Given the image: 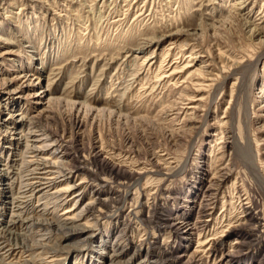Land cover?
<instances>
[{"label": "rangeland", "instance_id": "rangeland-1", "mask_svg": "<svg viewBox=\"0 0 264 264\" xmlns=\"http://www.w3.org/2000/svg\"><path fill=\"white\" fill-rule=\"evenodd\" d=\"M262 21L263 0H0V264H264Z\"/></svg>", "mask_w": 264, "mask_h": 264}, {"label": "bare ground", "instance_id": "bare-ground-1", "mask_svg": "<svg viewBox=\"0 0 264 264\" xmlns=\"http://www.w3.org/2000/svg\"><path fill=\"white\" fill-rule=\"evenodd\" d=\"M243 1V0H242ZM246 1H248V0H246ZM264 1V0H263ZM236 3V2H235ZM236 8H237V10H239V11H242L243 9H244V5H243V2H240V3H236ZM258 26H260V25H263V26H260L259 28H258V33L256 34V35H259V34H264V21H262V22H260L259 24H257ZM170 38H172V35H169L167 38H165V39H170ZM165 39L163 40V41H165ZM156 43H155V47L156 48H158L159 46H160V43L162 42V40L161 41H155ZM150 43H152V41H150ZM148 44V43H147ZM147 44H145L144 45V43L141 45V46H136V48H133V49H131V54H134L135 56H139L140 55V57L142 58V57H144L145 55H146V53H147V51H148V45ZM139 45V44H138ZM150 45V44H149ZM167 53V52H166ZM166 53H165V55H166ZM153 57V56H152ZM152 57L150 58V59H152ZM146 61H147V59H146V57H145V59H143V64L145 65V63H146ZM150 62H151V60H150ZM149 64V61H148V63H146V65H148ZM163 64H164V61H162V63H159V67H158V69H159V71H161V74L159 75V76H161L159 79L163 82V83H165V82H169V81H172V79H173V76L176 74V72H175V70H177L176 68H177V66H174L175 65V63H173V64H171V63H167L165 66H163ZM142 65V64H141ZM188 66V65H187ZM141 67V66H140ZM148 67L150 68L151 67V64H149L148 65ZM183 69H184V67H183ZM151 71V70H150ZM156 76V75H155ZM157 81V80H156ZM52 84V83H51ZM51 84L49 83V84H47V89L46 90H44L43 92H41V93H38V94H34L35 95V97H38V100H39V98H40V95L42 96V94H44V96H43V98L49 93V91H50V88H51ZM198 87H199V85H198ZM47 92V93H46ZM111 102V101H110ZM109 103V102H108ZM112 105V104H111ZM118 107V106H117ZM191 108V107H190ZM189 108V109H190ZM45 111V110H44ZM32 147V146H31ZM39 149V148H38ZM31 150H33V149H31ZM35 151H36V149H35ZM32 152V151H31ZM34 152V151H33ZM35 154H36V152H34ZM32 154V153H31ZM32 157V156H31ZM33 158H34V160L32 159V161H29V162H32V165H34L35 167H37V169L36 170H38V173L36 174L37 176L35 177V182H34V184H35V188H40V190L42 191V190H44V189H49V190H51V189H53V188H56V187H59V186H57V183L54 181V179L56 178V177H53L54 175V172H52V171H44V172H42L43 170H46L47 168H50V167H48V166H46L47 164L44 162V160L42 159V160H39L38 161V159L33 155ZM37 159V160H36ZM43 166V168H40V167H42ZM34 167V168H35ZM35 170V169H34ZM140 170V169H139ZM37 172V171H36ZM49 172V173H48ZM141 173H145V171H142V169H141V171H135V174H141ZM31 176H32V174H31ZM34 176V175H33ZM39 176V177H38ZM62 176V175H61ZM57 177H58V175H57ZM31 179V178H30ZM60 179V178H59ZM59 181V180H58ZM64 182H66V187H64V189H59V190H57L58 192L60 191V192H63L62 194H65V193H67L69 190H70V188L68 187V180H67V178L66 179H64ZM31 185V184H30ZM63 185V184H62ZM32 187V186H31ZM34 188V187H33ZM54 192H56V191H54ZM59 194V193H58ZM209 200H211V199H209ZM209 200H206L207 202H209ZM245 205V204H244ZM211 209V208H210ZM209 210V209H208ZM251 209H250V207H245V210H244V212H246V215H245V217H247V219H246V221L247 222H249V220L250 219H252V221H257V223L259 222L258 221V218H252V217H250L251 216ZM32 212V211H31ZM70 211H66L65 213H69ZM201 213H204V210L201 212ZM72 217H73V215H72ZM201 217H204V215H202ZM72 220L73 218H65V221L66 220ZM232 222H229L228 224H227V226H225V227H223V228H221V229H224L225 228V230L224 231H222L221 233H219V234H221V236H220V238H223V237H228L233 231H235L236 230V232H239V230H241L242 228L241 227H243V226H245V225H243V224H238V225H232L231 224ZM259 224V223H258ZM209 225V224H208ZM260 225V224H259ZM62 226V225H61ZM167 227L169 228V229H172V230H175V231H177V232H181L182 230H185L184 231V233H189L190 232V230H193L194 229V227L193 226H191L189 223H187V222H178V223H175V224H172V225H167ZM89 226H87V225H85V227H81V228H77V227H74V230H70V231H68V234L66 233V235H65V238H67V239H72V238H75V237H80V236H82V235H84V234H86L88 231H89ZM196 228V227H195ZM65 229L66 230H68L69 228L68 227H66L65 226ZM244 231V229H242V231H241V235L242 234H244V233H242ZM246 231V233H245V236L244 237H246V239H249L250 237H252V233H249L248 232V230H245ZM216 233V232H215ZM63 235V234H62ZM217 236V235H216ZM239 237H241V236H239ZM204 238H205V241H203V242H198V244H197V247H202L203 245H205V243H209L207 240H206V237L204 236ZM203 238V239H204ZM215 239H217V238H212L211 240H215ZM241 239H243V240H245L244 238H242L241 237ZM242 240V242H235L234 243V245H237V247H239V246H241V247H243L246 243H245V241H243ZM221 241V240H220ZM231 248H233V246H230ZM245 247V246H244ZM218 252V251H217ZM219 253V252H218ZM224 256H226L227 258L229 257V259L226 261V264L227 263H229V264H239V262H237V261H235V259H237V258H239V257H246L247 256V254H242V255H238L237 254V251H232V252H229V253H227L226 255H224ZM226 257H222L223 259H225ZM49 258V261L46 263V264H50L49 262H52V261H54L53 260V258H55L54 256L53 257H48ZM40 259V258H39ZM44 259V258H43ZM47 259V258H46ZM46 262V261H45Z\"/></svg>", "mask_w": 264, "mask_h": 264}]
</instances>
